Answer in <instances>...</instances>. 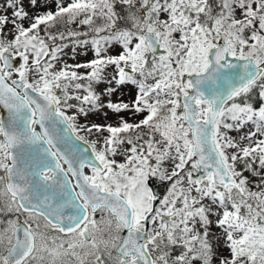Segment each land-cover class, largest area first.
Returning <instances> with one entry per match:
<instances>
[{
  "label": "snow or ice",
  "instance_id": "snow-or-ice-1",
  "mask_svg": "<svg viewBox=\"0 0 264 264\" xmlns=\"http://www.w3.org/2000/svg\"><path fill=\"white\" fill-rule=\"evenodd\" d=\"M3 7L0 264H264V0Z\"/></svg>",
  "mask_w": 264,
  "mask_h": 264
},
{
  "label": "rangeland",
  "instance_id": "rangeland-1",
  "mask_svg": "<svg viewBox=\"0 0 264 264\" xmlns=\"http://www.w3.org/2000/svg\"><path fill=\"white\" fill-rule=\"evenodd\" d=\"M3 5H4V0H0V14H8V15H10L12 10L11 9L5 10ZM92 119L95 120L96 122H103V118L100 117V116H93Z\"/></svg>",
  "mask_w": 264,
  "mask_h": 264
}]
</instances>
